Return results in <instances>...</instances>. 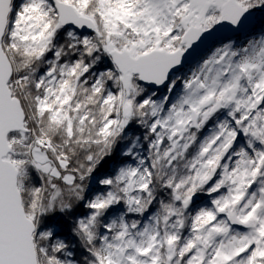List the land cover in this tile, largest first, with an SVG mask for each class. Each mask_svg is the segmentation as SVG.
Here are the masks:
<instances>
[{
	"label": "snow or ice",
	"instance_id": "1",
	"mask_svg": "<svg viewBox=\"0 0 264 264\" xmlns=\"http://www.w3.org/2000/svg\"><path fill=\"white\" fill-rule=\"evenodd\" d=\"M0 264H264V0H0Z\"/></svg>",
	"mask_w": 264,
	"mask_h": 264
}]
</instances>
